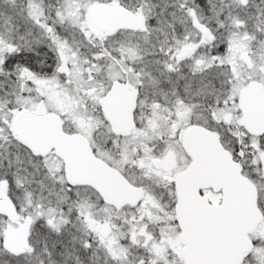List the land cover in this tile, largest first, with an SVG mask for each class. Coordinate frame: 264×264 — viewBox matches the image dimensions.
Returning <instances> with one entry per match:
<instances>
[{"label": "snow or ice", "instance_id": "obj_1", "mask_svg": "<svg viewBox=\"0 0 264 264\" xmlns=\"http://www.w3.org/2000/svg\"><path fill=\"white\" fill-rule=\"evenodd\" d=\"M0 264H264V0H0Z\"/></svg>", "mask_w": 264, "mask_h": 264}]
</instances>
